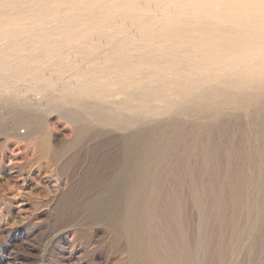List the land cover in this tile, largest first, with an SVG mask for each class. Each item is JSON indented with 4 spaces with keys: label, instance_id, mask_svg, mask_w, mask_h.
<instances>
[{
    "label": "bare ground",
    "instance_id": "bare-ground-1",
    "mask_svg": "<svg viewBox=\"0 0 264 264\" xmlns=\"http://www.w3.org/2000/svg\"><path fill=\"white\" fill-rule=\"evenodd\" d=\"M227 2L243 11L228 28L214 22ZM0 10L7 11L0 14V95L10 105L28 102L14 131L19 123L32 125L35 133L44 129V111L28 95L35 87L54 89L49 73L63 80L72 72L74 88L64 82L61 95H45L49 109H60L61 118L74 125L75 138L64 147H109L111 132L95 123L127 132L120 148L102 154L103 193L115 197L90 207L97 208L101 224L116 228L114 240L125 242L131 264L149 263L147 253L159 247L167 253H159L154 264H202L211 219L220 224L215 244L222 264L230 229L237 240L245 231L258 232L250 249H264V141L252 144V156L241 153L234 174L225 171L232 201L227 204L224 188L211 196L207 188L214 180L202 176L211 171L216 150L202 139L196 121L190 138L182 131L186 118L205 120L207 131V120L224 106L245 105L246 98L224 92L225 85L262 89L264 80L255 72L264 71V0H0ZM69 52L73 61L65 56ZM228 70L234 74L224 80ZM251 158L248 175L243 170ZM243 217L251 222L244 230ZM195 218L197 235L186 225Z\"/></svg>",
    "mask_w": 264,
    "mask_h": 264
},
{
    "label": "rangeland",
    "instance_id": "rangeland-1",
    "mask_svg": "<svg viewBox=\"0 0 264 264\" xmlns=\"http://www.w3.org/2000/svg\"><path fill=\"white\" fill-rule=\"evenodd\" d=\"M3 12L7 13L0 10L1 15ZM14 12L10 13L16 14L19 11ZM169 12L175 17L179 15V12L173 9ZM28 13L32 14L26 12L27 15ZM239 13L243 14V11L227 2L217 11L218 17L213 21L228 28L240 22L235 18ZM154 14L155 17L159 15L157 12ZM186 17L192 18L189 15ZM53 27L55 26H52V29H56ZM128 31L137 33L138 30ZM133 38L141 40L139 37ZM97 40L99 43L104 42L101 39ZM97 40L96 44L99 45ZM137 42L140 44L143 41ZM101 47L105 49L104 45ZM65 56L70 61L76 57L71 52ZM259 62L254 61L252 65L261 67L262 61ZM225 72L222 77L224 80L234 74L232 70ZM241 75L240 82L245 79L244 75ZM255 75L264 80L263 70H258ZM59 76L54 72L48 74L54 89L46 91L35 87L33 89L35 92L28 95L33 98L30 103H36L37 108L41 112L44 111L46 117L44 129L39 133L31 131L32 125L27 123L17 124L20 131H14L16 117L24 111L28 102L21 101L16 103L17 105H10L4 103L0 95V264H131L125 242L114 240L116 228L101 224L97 208L90 207L95 202L97 204L95 206H106L115 197L113 193L112 195L103 193V181L99 174L104 163L102 154L120 148L121 140L127 132L95 123L93 124L95 128L105 133L111 132L112 135L107 137L111 139L109 147L97 148L95 143L91 142L67 150L64 146L75 138L74 125L61 118L60 109H49L45 95L58 97L63 89L62 83L65 82L74 88L76 78L72 72L63 80ZM239 80L237 79V83H240ZM225 86L226 93L240 92L239 95L247 100L245 105L224 106L222 112L207 120L210 123L207 131L203 130L202 125L205 120H196V117L186 118L184 119L186 125L182 131L190 138L192 124L196 121L197 126L201 127L202 139L205 138L216 150L214 160L209 165L211 171L202 176L214 180L207 188L211 196L221 193L224 188L222 198L230 204L232 201L228 194L231 187L225 181V171L234 174L236 165L242 161L241 153L245 152L252 156V144L257 140L264 141V82L260 91L243 90L240 84L236 83ZM66 108L70 106L66 105ZM164 119H168V116ZM148 122L151 121L148 119ZM251 162L252 158L245 161L244 165L243 171L248 175H251ZM250 191L252 189L247 190ZM230 210L229 208L226 211L225 216H230ZM244 217L242 218L244 220H241L243 230L251 224ZM209 224V245L207 251L199 253V259L204 261L202 264H222L215 244L216 231L220 224L218 225L214 219H211ZM186 225L192 227L193 233L197 235L200 229L198 219H191ZM233 231L234 229H230L225 235L231 244L225 248L229 256L226 255L224 264H252L254 261L257 264H264V249L259 247L250 249V245L258 239L259 233L250 235L245 231L243 237L237 240ZM158 250L147 253L148 261L153 263L146 264H154L159 253V256L167 253L160 247Z\"/></svg>",
    "mask_w": 264,
    "mask_h": 264
}]
</instances>
